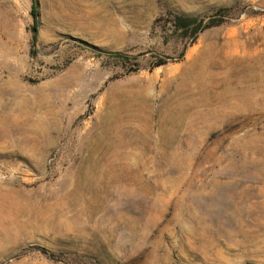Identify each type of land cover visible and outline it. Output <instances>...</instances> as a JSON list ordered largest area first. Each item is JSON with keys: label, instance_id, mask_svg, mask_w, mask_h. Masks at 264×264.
<instances>
[{"label": "rangeland", "instance_id": "1", "mask_svg": "<svg viewBox=\"0 0 264 264\" xmlns=\"http://www.w3.org/2000/svg\"><path fill=\"white\" fill-rule=\"evenodd\" d=\"M0 264H264V0H0Z\"/></svg>", "mask_w": 264, "mask_h": 264}, {"label": "bare ground", "instance_id": "2", "mask_svg": "<svg viewBox=\"0 0 264 264\" xmlns=\"http://www.w3.org/2000/svg\"><path fill=\"white\" fill-rule=\"evenodd\" d=\"M205 64V62L204 61H200V62H198V65H199V67L200 68H198V67H196V68H198V69H200V71H203L204 70V67H203V65ZM197 65V66H198ZM194 70H195V67H194ZM199 76H200V73H199ZM201 77H204V76H201ZM232 77H238V75H237V73H235V72H231V71H225V73H219L218 75H216L215 76V78H214V80L216 79V81L217 82H221V81H228V80H230V78H232ZM189 78V77H188ZM200 78V77H199ZM252 80H254V79H252ZM227 87H225V89L224 90H222V93H220L219 95H220V101H228V97H227V95L229 94L232 98H234L235 100L238 98L239 99V97H244L245 98V96H247L246 95V92H239L238 93V91L236 90V89H230V88H227ZM215 99V98H214ZM197 101H204V100H197Z\"/></svg>", "mask_w": 264, "mask_h": 264}, {"label": "trees", "instance_id": "3", "mask_svg": "<svg viewBox=\"0 0 264 264\" xmlns=\"http://www.w3.org/2000/svg\"><path fill=\"white\" fill-rule=\"evenodd\" d=\"M32 8H33V9H32V14H33V16H34V17H37V16H38V13H37L38 3H37V1L34 2Z\"/></svg>", "mask_w": 264, "mask_h": 264}]
</instances>
